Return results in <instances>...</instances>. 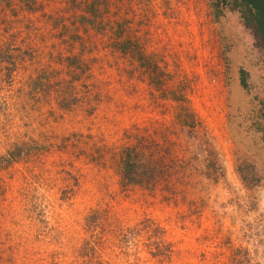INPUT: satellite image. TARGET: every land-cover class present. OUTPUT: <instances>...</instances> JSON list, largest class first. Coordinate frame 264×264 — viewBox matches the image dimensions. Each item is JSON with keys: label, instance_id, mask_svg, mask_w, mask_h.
I'll return each instance as SVG.
<instances>
[{"label": "rangeland", "instance_id": "obj_1", "mask_svg": "<svg viewBox=\"0 0 264 264\" xmlns=\"http://www.w3.org/2000/svg\"><path fill=\"white\" fill-rule=\"evenodd\" d=\"M238 6L0 0V264H264V45ZM138 144L172 189L122 183Z\"/></svg>", "mask_w": 264, "mask_h": 264}, {"label": "trees", "instance_id": "obj_2", "mask_svg": "<svg viewBox=\"0 0 264 264\" xmlns=\"http://www.w3.org/2000/svg\"><path fill=\"white\" fill-rule=\"evenodd\" d=\"M243 11L245 17L243 18L246 25L252 27L260 36V40L264 45V0H236ZM12 67L14 66V62H9ZM10 74L11 69L6 70ZM40 75H37L39 78ZM37 77H29L26 81H20L15 84L20 86L18 92L22 93L24 90H28L30 94L35 95L37 93V89L41 88L42 93L46 92L47 83ZM10 79V78H9ZM14 80L4 81L0 80V93L3 92L4 86H12L14 84ZM244 83V79H242V84ZM33 92V93H32ZM7 104V103H6ZM6 106V105H4ZM8 108V105H7ZM6 108V109H7ZM5 109V110H6ZM3 110V115L10 114L9 111ZM17 112V111H15ZM32 117V116H31ZM194 129L195 127L192 126ZM91 145V144H90ZM87 144L88 152L92 153V156L97 155V157H101L98 153V149L95 145L90 146ZM141 146L134 145L130 148V152L134 155L130 156L126 155L124 160L122 161L121 166V180L122 183L127 186H137L146 190H149L153 194H158L165 191V186L168 189H172V185L170 182L166 181L167 178V166L164 164L166 158H162L160 160H154V158L149 155L142 154Z\"/></svg>", "mask_w": 264, "mask_h": 264}]
</instances>
